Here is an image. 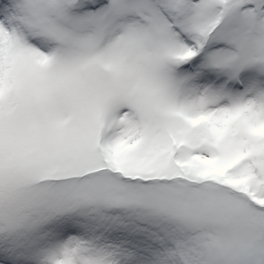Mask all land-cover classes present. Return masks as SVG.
Masks as SVG:
<instances>
[{
    "label": "snow or ice",
    "instance_id": "6c2138e0",
    "mask_svg": "<svg viewBox=\"0 0 264 264\" xmlns=\"http://www.w3.org/2000/svg\"><path fill=\"white\" fill-rule=\"evenodd\" d=\"M0 264H264V0H0Z\"/></svg>",
    "mask_w": 264,
    "mask_h": 264
}]
</instances>
